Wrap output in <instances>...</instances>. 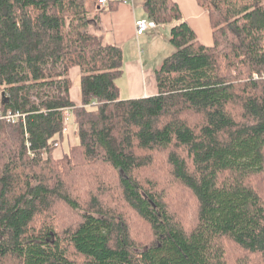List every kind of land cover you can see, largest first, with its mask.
I'll return each mask as SVG.
<instances>
[{"label": "trees", "instance_id": "obj_1", "mask_svg": "<svg viewBox=\"0 0 264 264\" xmlns=\"http://www.w3.org/2000/svg\"><path fill=\"white\" fill-rule=\"evenodd\" d=\"M90 1L0 0V112L21 117L0 120V264H228L225 242L241 250L235 264H264V0H195L213 46L172 0H143L145 19L172 26L173 51L157 94L126 100L122 50L88 31L100 22ZM64 109L76 143L58 160ZM157 158L164 169L147 173ZM94 166L112 181L86 177ZM85 178L98 193L80 202L71 180ZM180 187L197 208L189 225L171 207ZM60 206L76 217L61 232ZM128 214L148 242L132 238Z\"/></svg>", "mask_w": 264, "mask_h": 264}, {"label": "crops", "instance_id": "obj_2", "mask_svg": "<svg viewBox=\"0 0 264 264\" xmlns=\"http://www.w3.org/2000/svg\"><path fill=\"white\" fill-rule=\"evenodd\" d=\"M142 7L143 0H135L133 5L120 4L110 11L101 14L100 28L99 24L92 23L98 32L97 36L103 37L108 43L119 46L123 53V74L117 82L119 95L123 92V99H139L157 94L154 72L159 68L163 59L164 52L168 44V38L160 35L158 29L168 28L171 25L158 26L155 30H149L140 37L135 36L134 22L137 19L144 18L145 13L138 12L136 3ZM175 2L183 16L184 21L194 30L198 41L205 46H213L214 36L209 26L207 13L197 5L195 0H172ZM169 36V32H168ZM143 45L146 50L141 57L137 52L136 43ZM160 57L159 61L155 56ZM154 57L153 59H151ZM158 62V63H157ZM78 69L70 71L72 79V88L70 97L74 103L79 100L78 93ZM77 84L75 85V82ZM73 124V122H71ZM61 146V145H60Z\"/></svg>", "mask_w": 264, "mask_h": 264}, {"label": "rangeland", "instance_id": "obj_3", "mask_svg": "<svg viewBox=\"0 0 264 264\" xmlns=\"http://www.w3.org/2000/svg\"><path fill=\"white\" fill-rule=\"evenodd\" d=\"M96 5H98V3H95L93 1L88 2L87 5H86V8H87V15L86 16H87V19L89 21H94L96 19V17L100 21L101 14L97 15L96 8H95ZM136 7H137L136 9H137L138 12L142 11V7H140V1H139V3L138 2L136 3ZM203 10L205 11V9H203ZM140 19H144V18H140ZM99 28H100V22H99ZM158 28H160V27H158ZM88 31L90 33H92V34H95V35H98L100 33V32H98L97 28H95L94 25H92V23L90 24V26L88 28ZM158 32H159L160 35L163 34L166 39L167 38L169 39V36H168L169 29L168 28L158 29ZM135 44H136L137 52L142 57L143 53L146 52V50L144 49V46L141 45V44L139 46L137 44V42ZM166 46H167L166 47L167 48L166 51L164 52V54H161L160 57H162V55H165V57H167V56H169L172 53L173 49L169 45V43ZM160 57L158 55H156L155 56V60L159 61ZM153 58L154 57H152L151 59H153ZM76 84H77V81L75 82V85ZM123 95L124 94L121 91V95H120L121 99H123V97H124ZM0 98H1V93H0ZM123 100H125V99H123ZM72 121H73V118H72V115H71V122ZM70 126H71V129L69 130L68 135L67 134L64 135L63 142L62 143L58 142L57 143L58 144L57 147L54 146V150L52 151V156L55 159L59 160V159L63 158L64 157L63 155L65 153H67L69 151V149L72 148V146L75 145V143H76V138H75V135H74L75 134V130L73 129V124L71 123ZM165 165H166L165 164V160L163 158H157L156 159V165H155L156 168H157L156 171L155 172L148 171L147 173L157 175V173L162 168L164 169ZM82 170H84L86 172V177L89 174H92L93 170H94V172L99 177H101V179L97 177L99 180H101V181H103L105 183L106 182L109 183V182L112 181L111 176L107 172L105 173L104 170L98 174L97 173V171H98L97 170V166L90 167L89 169L83 168ZM109 177H110L111 181L108 180ZM162 179H163V182H164V180H166V179H164V175H162ZM71 183H72V187H75V189H76V190H74V191H76V194H74V197H78L80 202H81V199H82V201H86V200H88L90 195H95L96 194V193L92 194L93 193L92 191H95V192L97 191V193H98V190H96L97 186L94 185L93 181L89 182L87 178H85V180L82 183H78L77 184L74 180H71ZM261 186L264 188V182H261ZM109 191L110 190L107 191L108 196L110 197V199H112L114 201V196H112ZM176 191H177V193L171 194V195H175L174 196V200H173V204L171 205V207L173 209H175V211L178 214V217L181 218L185 222V224L189 225V224L192 223V221L194 219L193 216L195 215L196 210H197L195 201L193 200V198L191 196H189V195L184 196L183 195V193H182L183 192V188L180 187V189L179 190L176 189ZM179 193H182V195H179ZM97 197L100 198L101 201L100 200L99 201L101 203H103V204L109 202L107 199H104L103 196H97ZM115 199H117V197H115ZM54 209H55V213H56V217H55L54 221H55V225L58 227V231L59 232H61L65 227H67L69 225H73V222H75L76 217H74V215L70 211H68L66 209H63L62 207L59 208V209H58V207L57 208L55 207ZM54 209H53V211H54ZM129 214H130V212H129ZM129 216H128V218H129L130 232H131L132 238H134L136 241H137V239L142 240L141 243L148 242L150 240V236L149 235L147 236V229H146L147 225L145 223H142L139 220L134 221L131 218V215H129ZM40 220H42V218L37 220L36 225L40 224V222H39ZM224 245H225V249L227 251V263L228 264L237 263V261L242 256L241 252H240L241 250L239 251L236 248H234V246H233V244L231 242H225ZM254 260L255 259H251V262L253 263Z\"/></svg>", "mask_w": 264, "mask_h": 264}, {"label": "built area", "instance_id": "obj_4", "mask_svg": "<svg viewBox=\"0 0 264 264\" xmlns=\"http://www.w3.org/2000/svg\"><path fill=\"white\" fill-rule=\"evenodd\" d=\"M121 4H128L133 5V0H121ZM106 5V0H99L98 6L104 7ZM134 28H135V36L138 38L142 35H144L149 30H155L157 28V25L154 21L148 20V19H138L134 22ZM63 116V128H62V134L68 135L69 130L71 129V112L69 109H64L62 111ZM19 113H10L7 112L3 114L0 112V120L5 121L8 124H15L20 119ZM58 144H55V147H57Z\"/></svg>", "mask_w": 264, "mask_h": 264}, {"label": "water", "instance_id": "obj_5", "mask_svg": "<svg viewBox=\"0 0 264 264\" xmlns=\"http://www.w3.org/2000/svg\"><path fill=\"white\" fill-rule=\"evenodd\" d=\"M2 96V101H1V105H5L7 103V98L4 96V94H1Z\"/></svg>", "mask_w": 264, "mask_h": 264}]
</instances>
